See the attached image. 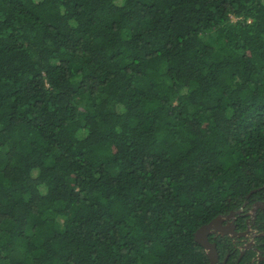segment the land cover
I'll list each match as a JSON object with an SVG mask.
<instances>
[{
    "label": "trees",
    "instance_id": "1",
    "mask_svg": "<svg viewBox=\"0 0 264 264\" xmlns=\"http://www.w3.org/2000/svg\"><path fill=\"white\" fill-rule=\"evenodd\" d=\"M262 190L264 0H0V264H210Z\"/></svg>",
    "mask_w": 264,
    "mask_h": 264
},
{
    "label": "flooded vegetation",
    "instance_id": "2",
    "mask_svg": "<svg viewBox=\"0 0 264 264\" xmlns=\"http://www.w3.org/2000/svg\"><path fill=\"white\" fill-rule=\"evenodd\" d=\"M261 198L254 200L250 196L238 208L220 214L223 221L218 231L208 235L211 242L220 247L225 256L222 264H260L264 257V190ZM264 207V206H263ZM219 216V215H218ZM219 253V252H218ZM218 262V264H219Z\"/></svg>",
    "mask_w": 264,
    "mask_h": 264
},
{
    "label": "water",
    "instance_id": "3",
    "mask_svg": "<svg viewBox=\"0 0 264 264\" xmlns=\"http://www.w3.org/2000/svg\"><path fill=\"white\" fill-rule=\"evenodd\" d=\"M263 206L260 205L261 208H264ZM222 221L223 216L219 215L212 219L209 223L203 224L195 232V239L205 248L210 259V264H218L219 253L217 251L216 244L209 240L208 235L212 232L218 231V225H220ZM261 259L264 260V257H262Z\"/></svg>",
    "mask_w": 264,
    "mask_h": 264
}]
</instances>
